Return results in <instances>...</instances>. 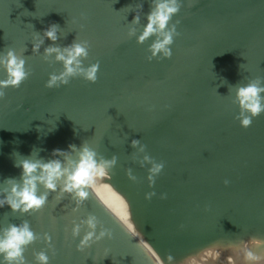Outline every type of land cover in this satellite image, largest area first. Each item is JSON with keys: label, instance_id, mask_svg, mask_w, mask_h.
<instances>
[{"label": "water", "instance_id": "obj_1", "mask_svg": "<svg viewBox=\"0 0 264 264\" xmlns=\"http://www.w3.org/2000/svg\"><path fill=\"white\" fill-rule=\"evenodd\" d=\"M152 6L153 0H0V52L15 49L30 72L0 99V183L21 176L14 153L28 157L40 149L49 160L55 149L87 143L98 159L117 157L94 178L78 211L71 196L56 192L38 213L0 208V229L27 220L38 236L25 250L27 264L43 250L51 264H248L242 242L264 240V114L242 127L232 87L264 82V0H182L172 21L180 33L173 56L149 62L155 37L140 44L128 33L142 32ZM136 14L141 23L132 25ZM52 24L60 26L58 41L45 39L34 53L35 32ZM76 40L90 45L85 66L100 63L98 81L76 77L47 88L63 65L46 62L44 49ZM6 77L0 68V80ZM134 139L146 153L132 148ZM145 154L165 165L153 186L152 165L141 163ZM149 192L156 193L151 200ZM89 215L97 234L113 235L78 251L88 229L82 225L74 238L73 221Z\"/></svg>", "mask_w": 264, "mask_h": 264}, {"label": "clouds", "instance_id": "obj_2", "mask_svg": "<svg viewBox=\"0 0 264 264\" xmlns=\"http://www.w3.org/2000/svg\"><path fill=\"white\" fill-rule=\"evenodd\" d=\"M182 7V0H153L152 10L147 17V24L142 32L137 36V29L130 28L128 35L137 37V42L143 44L146 40L155 37L149 47L151 55L149 62L154 58L171 59L173 56L172 46L175 38L180 35L177 25L179 21L173 23V17L178 15ZM142 8V5H141ZM141 23L140 15L136 14L132 25ZM32 28L34 27L31 25ZM61 32L57 24L50 25L41 35L35 32L33 37V52L40 53L45 39L53 42L58 41ZM89 43L87 41H74L66 47L49 46L44 49L43 59L46 62H59L63 65V70L59 74L53 72L46 83L47 88H59L67 86L73 78L80 77L84 80L96 83L100 63L96 62L85 66L84 60L89 56ZM26 51V49H25ZM241 67V66H240ZM0 68L6 73V79L0 80V99L5 95L4 89L13 87L19 88L28 79L30 72L26 68V59L18 55L15 49L0 52ZM219 85L218 87H220ZM217 87V88H218ZM236 89L234 103L240 108L239 119L241 126L248 128L253 123V118L264 114V82L252 81ZM131 146L140 153H146L147 145L140 140L134 139ZM70 151L55 149L53 159L44 160L39 157L40 149H34L30 156L24 157L19 153H14L16 159L14 166L22 169L19 179L7 178L0 183V208L6 205L12 209L13 213L27 215L38 213L48 205L50 192L71 196L76 207L73 211H78L79 207L89 197V186L93 183L97 175L106 174L115 166L117 157L111 160L98 159L97 152L84 143L82 147L69 145ZM62 157V159H60ZM147 162L152 165L148 169L150 186H153L156 177L163 171V162H155L147 154L143 156V164ZM131 179V170H129ZM229 183V181H225ZM41 187L43 191H41ZM155 192L146 194V198L151 200ZM162 198H167L166 194ZM82 225H86L88 231L85 232L77 246L78 251H83L93 243L104 238H112V232L102 229L97 234L98 222L95 216L89 215L87 219L79 223L73 221L71 234L74 238H80ZM131 227V225H129ZM38 239L30 223L25 220L21 224L9 223L7 227L0 229V264H27L25 250ZM51 244V236L47 233L43 237ZM244 258L248 264H264V252L257 253L254 248H264V240L252 238L248 242H242ZM36 264H51L50 257L46 250L35 254Z\"/></svg>", "mask_w": 264, "mask_h": 264}]
</instances>
